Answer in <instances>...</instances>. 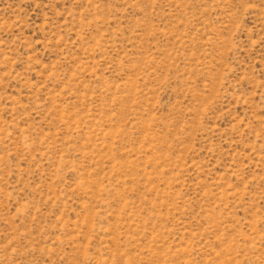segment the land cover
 Returning <instances> with one entry per match:
<instances>
[{"label":"rangeland","instance_id":"obj_1","mask_svg":"<svg viewBox=\"0 0 264 264\" xmlns=\"http://www.w3.org/2000/svg\"><path fill=\"white\" fill-rule=\"evenodd\" d=\"M0 264H264V0H0Z\"/></svg>","mask_w":264,"mask_h":264}]
</instances>
